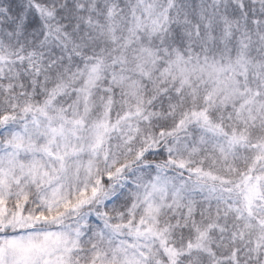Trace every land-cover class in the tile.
Returning a JSON list of instances; mask_svg holds the SVG:
<instances>
[{"label": "snow or ice", "instance_id": "snow-or-ice-1", "mask_svg": "<svg viewBox=\"0 0 264 264\" xmlns=\"http://www.w3.org/2000/svg\"><path fill=\"white\" fill-rule=\"evenodd\" d=\"M0 264H264V0H0Z\"/></svg>", "mask_w": 264, "mask_h": 264}]
</instances>
